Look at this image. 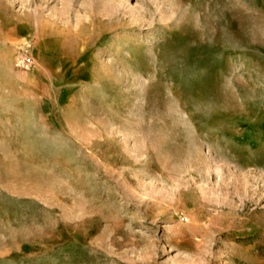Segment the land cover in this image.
Returning <instances> with one entry per match:
<instances>
[{
    "label": "rangeland",
    "instance_id": "374dc122",
    "mask_svg": "<svg viewBox=\"0 0 264 264\" xmlns=\"http://www.w3.org/2000/svg\"><path fill=\"white\" fill-rule=\"evenodd\" d=\"M106 1L0 0V264H264V0Z\"/></svg>",
    "mask_w": 264,
    "mask_h": 264
},
{
    "label": "bare ground",
    "instance_id": "6f19581e",
    "mask_svg": "<svg viewBox=\"0 0 264 264\" xmlns=\"http://www.w3.org/2000/svg\"><path fill=\"white\" fill-rule=\"evenodd\" d=\"M109 1V0H108ZM112 1V0H111ZM118 3V2H117ZM102 11H103V15H108V13H110V12H112L113 11V9L116 7V5H114L113 3H110V2H105V0H104V2L102 3ZM115 6V7H114ZM118 9V8H117ZM116 9V10H117ZM107 17V16H106ZM104 20H106V19H104ZM102 22V21H101ZM103 25L102 26H100V30H101V32L103 33V32H106L109 28H110V25L109 24H106L105 22H103L102 23ZM116 28V27H115ZM66 45H68V44H66ZM86 45H84L83 47H81L82 48V50H84V47H85ZM97 59V58H96ZM98 61V60H97ZM92 63V62H91ZM100 64V63H99ZM101 65H102V63H101ZM100 67V66H99ZM102 67V66H101ZM104 67V66H103Z\"/></svg>",
    "mask_w": 264,
    "mask_h": 264
}]
</instances>
